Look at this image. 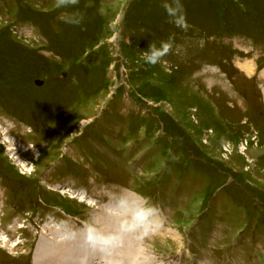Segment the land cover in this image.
<instances>
[{
	"label": "rangeland",
	"instance_id": "obj_1",
	"mask_svg": "<svg viewBox=\"0 0 264 264\" xmlns=\"http://www.w3.org/2000/svg\"><path fill=\"white\" fill-rule=\"evenodd\" d=\"M182 3L0 0V264L48 224L115 231L125 194L162 229L82 264H264V0Z\"/></svg>",
	"mask_w": 264,
	"mask_h": 264
},
{
	"label": "clouds",
	"instance_id": "obj_2",
	"mask_svg": "<svg viewBox=\"0 0 264 264\" xmlns=\"http://www.w3.org/2000/svg\"><path fill=\"white\" fill-rule=\"evenodd\" d=\"M78 4L79 0H55V7L62 10L61 15H65L64 10L68 9L69 6ZM161 7L171 22H178L183 19L182 0H161ZM77 16L78 19L70 17L67 22L78 26L83 21L84 14L78 11ZM167 51L168 44L166 42H160L159 47L156 43L150 42L144 55L148 63L155 64ZM109 211L122 218L115 231L105 233L96 227L95 223L89 222H86L82 229L85 243L101 252H111L122 247L126 234L135 233L143 238L149 236L160 226L159 207L150 203L143 194H137L135 197L127 194L121 195L115 208L109 209Z\"/></svg>",
	"mask_w": 264,
	"mask_h": 264
},
{
	"label": "bare ground",
	"instance_id": "obj_3",
	"mask_svg": "<svg viewBox=\"0 0 264 264\" xmlns=\"http://www.w3.org/2000/svg\"><path fill=\"white\" fill-rule=\"evenodd\" d=\"M78 197L80 200H86L88 203H92L91 201L85 199L86 197L84 196ZM160 224L161 223L159 222V225ZM160 226L158 229H162V226ZM47 227H51V225H46V228L42 231L44 242L38 243V249L35 255V264H82L79 257L83 254V252L87 251L85 242L82 241L84 239L83 235L80 233H72L73 231L62 229L61 227H56L54 230L51 228L52 230L50 229V232H47ZM118 249L119 248L116 250ZM91 253L92 255L96 253L99 254V251L95 249ZM101 258H105V256L103 255ZM89 259L90 256L88 257L86 264L89 263ZM99 262L102 264L101 260Z\"/></svg>",
	"mask_w": 264,
	"mask_h": 264
},
{
	"label": "water",
	"instance_id": "obj_4",
	"mask_svg": "<svg viewBox=\"0 0 264 264\" xmlns=\"http://www.w3.org/2000/svg\"><path fill=\"white\" fill-rule=\"evenodd\" d=\"M42 83H43V81H41V80H36V84H38V85H42Z\"/></svg>",
	"mask_w": 264,
	"mask_h": 264
}]
</instances>
